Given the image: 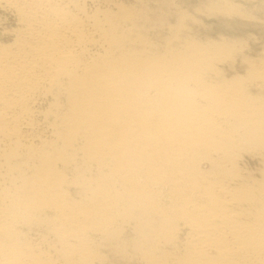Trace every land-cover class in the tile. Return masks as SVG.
<instances>
[{
	"label": "bare ground",
	"instance_id": "6f19581e",
	"mask_svg": "<svg viewBox=\"0 0 264 264\" xmlns=\"http://www.w3.org/2000/svg\"><path fill=\"white\" fill-rule=\"evenodd\" d=\"M0 13V264H264V0Z\"/></svg>",
	"mask_w": 264,
	"mask_h": 264
},
{
	"label": "rangeland",
	"instance_id": "374dc122",
	"mask_svg": "<svg viewBox=\"0 0 264 264\" xmlns=\"http://www.w3.org/2000/svg\"><path fill=\"white\" fill-rule=\"evenodd\" d=\"M191 1H197V0H191ZM0 15H3L2 13H0ZM6 17L8 18L9 17V19L11 20L12 19V16L11 15H9V14H7L6 15ZM212 21H213V23H212ZM204 22H206V23H204ZM203 23L205 24V26L206 27H200V28H198L199 29V32L201 33V35H204V34H206V33H208V34H210L211 36H216L217 35V33H215L216 32V30H217V27H219L221 24H217L218 23V21H215L214 22V20L213 19H207V18H204L203 19ZM216 26V27H215ZM208 27H211V30H208L209 28ZM260 27V26H259ZM258 26L257 27H251L250 28V30L249 31H251V32H249V33H254L253 35H258L257 37H259V40L257 41V42H254V43H252L251 44V47H250V52L253 54V53H255V52H257V51H259V49H260V46L258 45V44H260L261 45V42H262V40L264 39V30H262L261 29V27L259 28ZM205 30V31H204ZM238 36H241V35H245L246 33H241V32H239L238 31ZM261 35V36H260ZM247 51H249V50H247Z\"/></svg>",
	"mask_w": 264,
	"mask_h": 264
}]
</instances>
